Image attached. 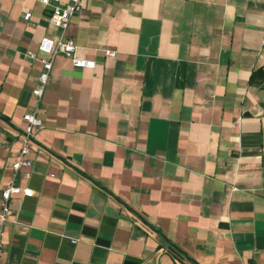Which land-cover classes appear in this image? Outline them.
I'll return each instance as SVG.
<instances>
[{"label":"crops","instance_id":"obj_1","mask_svg":"<svg viewBox=\"0 0 264 264\" xmlns=\"http://www.w3.org/2000/svg\"><path fill=\"white\" fill-rule=\"evenodd\" d=\"M83 6L67 34L95 65L53 59L3 264H264V0ZM49 12L0 0V191Z\"/></svg>","mask_w":264,"mask_h":264},{"label":"built area","instance_id":"obj_2","mask_svg":"<svg viewBox=\"0 0 264 264\" xmlns=\"http://www.w3.org/2000/svg\"><path fill=\"white\" fill-rule=\"evenodd\" d=\"M41 4L49 6V21L55 28L56 33L53 36L42 35L36 49H28V54L39 60L41 70L36 77V84L32 87L31 93L35 97V103L32 110L23 114V128L20 132L21 145L17 150L15 159L11 162L13 173L7 183L0 191L2 201L0 203V264L4 262L2 234L5 230L6 223L12 213L10 209V201L12 195L18 193L23 196L32 195L33 189L29 186H22L15 181L16 174L22 166L30 165L31 161L28 158V152L31 142L34 140V129L42 125V119L39 115V103L42 100L45 86L48 82V77L52 68L53 59L58 53H62L68 57L71 64L77 67H93L95 61L92 57H83L77 55V44L73 37L67 34L70 25L71 17L82 10L84 0H39ZM31 14L30 11L25 13V18ZM264 30V29H263ZM262 41L264 42V34ZM104 53L107 56H113L115 50L109 47H103Z\"/></svg>","mask_w":264,"mask_h":264}]
</instances>
